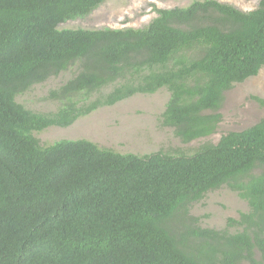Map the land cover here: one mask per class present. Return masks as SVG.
Returning a JSON list of instances; mask_svg holds the SVG:
<instances>
[{
	"label": "trees",
	"instance_id": "1",
	"mask_svg": "<svg viewBox=\"0 0 264 264\" xmlns=\"http://www.w3.org/2000/svg\"><path fill=\"white\" fill-rule=\"evenodd\" d=\"M105 1L0 0V264H264V118L191 155L33 136L161 89L163 127L186 144L213 135L225 92L264 67V0L249 12L194 0L141 29H58ZM74 67L49 93L55 112L16 101ZM223 186L249 211L201 227L191 206Z\"/></svg>",
	"mask_w": 264,
	"mask_h": 264
},
{
	"label": "rangeland",
	"instance_id": "2",
	"mask_svg": "<svg viewBox=\"0 0 264 264\" xmlns=\"http://www.w3.org/2000/svg\"><path fill=\"white\" fill-rule=\"evenodd\" d=\"M192 1L194 0H106L89 16L67 21L59 25L58 29H141L157 16L156 10L184 8ZM216 1L249 12L255 10L261 0ZM76 72L74 67L56 78L35 85L25 94L18 96L16 101L35 113L55 112L61 107V103L48 97L50 91L58 89ZM110 89L111 87L105 88L102 93H107ZM95 97L96 94L90 99ZM252 97L264 100V67L257 76L234 84L225 92L219 111L222 120L216 132L187 144L175 136L172 128L161 125V115L169 99L166 89H161L153 95H135L114 106L103 107L81 117L70 127H49L33 133V136L42 146L60 140L84 139L120 154L145 156L164 152L191 155L201 145L216 144L223 135L243 131L264 118V107ZM248 211L247 203L223 186L207 193L203 200L193 204L190 215L200 218V226L203 228L221 230L226 226L228 219H238L240 213Z\"/></svg>",
	"mask_w": 264,
	"mask_h": 264
}]
</instances>
